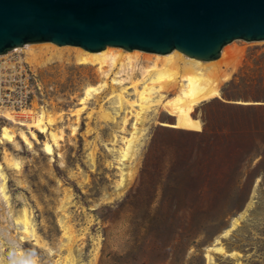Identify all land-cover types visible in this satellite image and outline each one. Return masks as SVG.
<instances>
[{"label": "rangeland", "instance_id": "obj_1", "mask_svg": "<svg viewBox=\"0 0 264 264\" xmlns=\"http://www.w3.org/2000/svg\"><path fill=\"white\" fill-rule=\"evenodd\" d=\"M226 45L238 46L243 52L235 58L237 69L222 84L221 96L196 107L202 130L209 115L235 120L242 115L239 106H264V41L238 39ZM62 49L64 55L73 53V48ZM39 69L35 73L43 94H37L38 102L52 109L55 117L69 114L83 87L99 81L95 67L72 61L54 62ZM97 107V100L90 99L80 113L75 135L69 127L76 124L75 117H64L58 124L63 139L58 141L60 147L53 145L52 155L42 150L45 134L37 133L36 142L24 126H15V144L0 142V173L4 175H0V264H21L28 257L34 259V264H209L206 254L211 255L213 264H264V162L257 166L259 156H252L242 168V181L251 180L247 201L224 220L206 224L205 214L191 218L189 211L176 213L173 202H166L164 210L157 211L163 187L171 181L177 183V197L186 202L188 190L198 184V179H191L190 171L203 164L207 138L197 134L201 131L160 123H174L172 118L149 116L133 161L124 160L128 167H136L133 178L121 191L117 185L120 172L128 168L119 163L116 150L121 145L120 136H128L133 118L128 120L124 134L115 127L120 113L109 108L115 119L102 121L95 112ZM4 123L0 116V125ZM20 130L29 137L32 147L20 137ZM112 132L118 135L116 142L111 141ZM4 149L19 161L20 172L4 162ZM92 149L93 158L89 154ZM232 190L236 188L231 182L223 191ZM185 204L181 208H186ZM22 209L31 215V226L39 242L42 239L41 244L24 234ZM243 209L247 213L239 218L238 225L222 234ZM191 224H199L203 230L188 243L190 237L183 235H190ZM216 239V244L224 247L223 252L208 248Z\"/></svg>", "mask_w": 264, "mask_h": 264}, {"label": "bare ground", "instance_id": "obj_2", "mask_svg": "<svg viewBox=\"0 0 264 264\" xmlns=\"http://www.w3.org/2000/svg\"><path fill=\"white\" fill-rule=\"evenodd\" d=\"M65 47L73 48V53L70 54V52H67L68 54L64 55L62 52L64 49L62 48ZM61 49L62 51H60ZM66 50L68 49H65V51ZM14 51H22V53H24L25 61L30 65L34 72L38 68H45L54 62L69 64L72 61L76 65L95 67L99 76V81L94 85L90 84L83 87L82 92H80V95L77 97V102L75 103L74 108L70 109V113H60L58 117H55L52 109L40 104L37 96L32 99L30 104L19 109L0 107V116L5 120V123L0 125V142L15 144V126H24L28 129L31 138L36 142L39 140L37 133L45 134L46 138L42 141V150L46 154L52 155L55 151L53 145L60 147L61 144L58 143V141L63 139V129L59 128L58 124L63 121L66 115L68 117L74 116L76 124L69 127H71L70 133L75 135L78 129L77 125H79L78 119L81 111L87 107L90 99L93 98L94 100L95 98L98 106V109L95 112L100 118H102V121L106 120V122H112L115 119V115L112 114V111L109 108L115 110V114L120 113L119 122H117L118 118L116 121L117 123L114 121L117 124V126H115L116 128L118 127L117 130H120L123 133L126 132V124L130 118H133L131 130L129 131L127 129L129 131L128 136H120L119 139L121 145H118L119 147L116 150L118 153L116 154V157H118L119 163L122 161L125 165L127 162H124V160L133 161L136 155V147L138 145L139 138L144 130L143 125L151 115L154 119L158 120L160 118L174 119V123L162 121L160 122L162 124L175 126L176 128L183 130L201 131L202 122L195 114L196 107L202 102L221 96V86L231 77L237 66V62L235 61L237 59L235 58L243 52V49L235 45H224L218 58L213 60H201L190 57L177 49H174L167 54H158L151 52L144 53L143 51L137 49L130 52L124 49L122 50L120 47L107 46L101 51L90 52L79 46H58L52 42H42L38 45L36 43H31L16 47L7 53L1 54L0 59L9 56ZM97 98L101 99L98 100ZM105 103H107L108 106L105 105ZM90 114H92V112H90ZM90 117L92 116L90 115L89 118ZM18 134L28 147H32V142L24 131L20 130ZM111 136L113 137L111 141L116 142L118 140V135L113 133ZM16 146L15 149L19 147ZM108 149L110 151V148ZM113 150H115V148ZM93 152L94 150L89 153L91 158H93ZM9 153H7V150L4 149V162H6V164L10 167L12 166L19 170V161L12 157L14 155L10 156L11 154L9 155ZM50 158L52 157L50 156ZM120 164L122 165V163ZM120 164L117 166L118 168L120 167ZM20 165L22 166L21 162ZM126 167L128 168H126L127 171H123H126L125 174L122 171L120 172L121 178H119L117 182V185L121 186V191L133 178L134 168L136 166L132 168L127 165ZM1 173L0 175L3 174ZM123 174L126 175V177L123 176ZM4 179L6 178L4 177ZM3 191H5V189L2 190V192ZM6 198L9 197L7 196ZM251 203L252 201L250 200L247 206L250 207ZM245 210L246 209H243L232 219L231 225L225 229L222 234L226 235L232 228H234L235 225H238L240 222L239 218L241 219V217L247 213ZM20 215V222L23 224L25 232L23 233L27 236L29 235L28 237L30 238L32 236L35 244H41V237H39V239H41L39 242L38 236L36 237L35 235L37 231L35 232L33 229L34 227L32 228L31 226L29 218L31 215L29 216L25 209H22ZM33 222L34 221L32 220V223ZM65 224H63V226ZM67 226L68 225L65 227ZM21 238H23V236ZM218 240L216 239L214 244L208 248L221 252L224 247H221L222 245L220 244H216ZM229 254L234 255V252H230ZM206 255L208 257L209 264H213L211 261L212 257L210 258L211 255ZM27 259L24 263L21 262V259H19V261L21 264L35 263L34 259L33 261L31 260L32 258H30V261Z\"/></svg>", "mask_w": 264, "mask_h": 264}, {"label": "water", "instance_id": "obj_3", "mask_svg": "<svg viewBox=\"0 0 264 264\" xmlns=\"http://www.w3.org/2000/svg\"><path fill=\"white\" fill-rule=\"evenodd\" d=\"M238 39L264 41V0H0V55L52 42L213 60Z\"/></svg>", "mask_w": 264, "mask_h": 264}, {"label": "trees", "instance_id": "obj_4", "mask_svg": "<svg viewBox=\"0 0 264 264\" xmlns=\"http://www.w3.org/2000/svg\"><path fill=\"white\" fill-rule=\"evenodd\" d=\"M239 110L242 115L235 120L215 115L205 118L204 129L197 133L207 138L203 164L190 171L198 184L188 190L186 202L177 197L176 182L165 184L157 211H163L166 202H173L176 213L189 211L191 218L205 214L206 224H216L242 209L251 186L250 178L242 181V168L252 156L260 157L257 166L264 162V106H239ZM231 182L236 190L224 193V186ZM183 203L186 208H181ZM198 225L191 224L190 235H183L190 237L188 243L203 230Z\"/></svg>", "mask_w": 264, "mask_h": 264}, {"label": "built area", "instance_id": "obj_5", "mask_svg": "<svg viewBox=\"0 0 264 264\" xmlns=\"http://www.w3.org/2000/svg\"><path fill=\"white\" fill-rule=\"evenodd\" d=\"M42 95L36 73L24 59V53L14 51L0 59V107L19 109Z\"/></svg>", "mask_w": 264, "mask_h": 264}]
</instances>
